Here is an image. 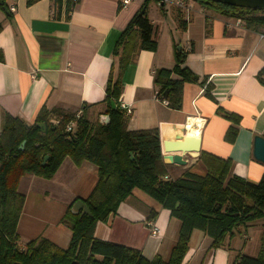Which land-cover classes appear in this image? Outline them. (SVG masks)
Returning a JSON list of instances; mask_svg holds the SVG:
<instances>
[{
    "label": "crops",
    "instance_id": "obj_1",
    "mask_svg": "<svg viewBox=\"0 0 264 264\" xmlns=\"http://www.w3.org/2000/svg\"><path fill=\"white\" fill-rule=\"evenodd\" d=\"M4 1L8 12L0 11V123L8 113L30 124L41 106L64 113L84 109L89 121H104L101 116L107 115L103 99L111 51L143 0H133L122 8L118 0H78L67 13L68 19L64 18V5L59 18L53 17L52 0L30 5L26 0ZM154 2L147 3L146 14L157 48L140 50L122 74L118 104L132 109L127 129L156 128L161 141L200 137L199 152L186 153L184 165L164 161L169 178L186 170L204 174L199 154L205 151L229 157L230 173L257 182L264 164L253 159L252 143L254 135H264V83L260 81H264V29H247L243 22L193 0H186L188 13ZM11 5L14 10L9 9ZM180 20L184 24L180 25ZM179 49L186 51L181 66L197 79L183 83L180 108L174 109L155 97L153 73L172 69ZM171 78L179 76L172 74ZM207 84L212 86L210 97L204 94ZM217 107L240 116L232 143L223 140L229 122L217 114ZM96 182L93 163L76 165L68 157L49 179L24 174L17 186L25 197L17 223L19 242L43 236L60 248L67 247L71 231L59 220L73 199L86 198ZM149 220L157 227L156 234L150 233ZM179 226L169 210L134 188L114 214L96 223L94 236L138 249L149 260L155 256L167 260ZM262 234V222L257 221L236 231L223 246L211 248V238L193 229L183 264H230L237 251L249 250L252 235L261 238ZM247 238L251 244L237 250L235 241Z\"/></svg>",
    "mask_w": 264,
    "mask_h": 264
},
{
    "label": "trees",
    "instance_id": "obj_2",
    "mask_svg": "<svg viewBox=\"0 0 264 264\" xmlns=\"http://www.w3.org/2000/svg\"><path fill=\"white\" fill-rule=\"evenodd\" d=\"M36 1L26 0V4ZM147 1L120 32L111 51L112 62L103 99L107 105V123L89 121L84 109L76 118V113L41 106L30 124L17 116L3 115L0 126V264H183L193 229L211 238V248H219L236 231L254 222L261 221L264 228V170L257 182H250L230 173L229 157L201 151L199 160L205 167L204 174L186 170L176 178H164L167 167L162 159L159 131L156 128L127 129L128 117L118 104L123 71L140 50L157 48L153 25L146 14ZM193 1L222 16L239 19L247 29H264V10L212 0ZM52 2L53 17L59 18L63 0ZM70 6L71 0H65V19H68ZM3 7L8 12L4 0L0 11ZM179 24L184 21L180 20ZM185 52L176 50L172 69H158L153 73L156 96L166 99L174 109L180 108L183 83L192 81L194 76L187 67L181 66ZM172 74L179 78H171ZM211 88L210 84L204 87L208 97ZM216 112L228 120L223 140L232 143L240 116L227 113L221 107H217ZM71 122V130H66ZM37 123H43L45 130L41 131ZM23 141L25 144L19 149ZM66 157L76 165L88 161L97 167V182L90 194L81 199L90 214L71 211L72 204L78 200L75 198L59 220L71 231L67 247L60 248L43 236L19 246L17 223L25 198L17 191L20 178L32 174L49 179ZM134 188L156 200L180 222L177 240L167 260L159 256L149 260L138 249L94 236L96 223L114 214ZM153 214L150 213L149 218ZM230 264H264V235L255 256L237 253Z\"/></svg>",
    "mask_w": 264,
    "mask_h": 264
},
{
    "label": "water",
    "instance_id": "obj_3",
    "mask_svg": "<svg viewBox=\"0 0 264 264\" xmlns=\"http://www.w3.org/2000/svg\"><path fill=\"white\" fill-rule=\"evenodd\" d=\"M214 2L226 4L234 7H243L250 9L264 10V0H212ZM3 3V0H0V5ZM3 11L7 12V9L3 7ZM142 11V10H141ZM193 79H197V76L194 75ZM111 108L115 107L113 102L110 103ZM104 123H107L109 117L108 115H102ZM37 127L41 131L45 130L43 123H37ZM25 141L21 143L19 149H22ZM252 156L253 159L264 164V135H254L252 143ZM200 150V137L197 135H187L184 137L183 141H171L163 139L161 141V154L163 161H166L168 164L184 165L185 159L183 156L188 152L198 153ZM47 157L44 158L42 164L45 163ZM71 211L75 214H90L89 209L85 203L78 199L71 206Z\"/></svg>",
    "mask_w": 264,
    "mask_h": 264
},
{
    "label": "built area",
    "instance_id": "obj_4",
    "mask_svg": "<svg viewBox=\"0 0 264 264\" xmlns=\"http://www.w3.org/2000/svg\"><path fill=\"white\" fill-rule=\"evenodd\" d=\"M78 0H71V6L69 8V11H72V8L73 6L76 4ZM133 0H118V5L120 8L122 7H125L127 6L129 3H131ZM157 2L160 4V5H173L175 6L176 8H179L181 9L182 11H184L185 13H188L189 12V9L190 7L188 6L186 0H157ZM62 5L65 6V0H63V3ZM10 10H14V6L11 5L9 7ZM68 11V12H69ZM236 22L237 23H241V21L239 19H236ZM155 97L158 98L155 94ZM160 101L164 104V105H168V101L166 99H160ZM119 107L120 109H122L124 111V113L128 116L132 113V109L130 106H127L125 105L124 103H121L119 102ZM81 114V111H78L76 114H75V117H79ZM72 125H73V122L71 123H68L66 125V130H71L72 128ZM164 178H169L167 175L164 176ZM148 226H149V230H150V233L151 234H156L157 233V227L153 224V222L151 220H149L147 222Z\"/></svg>",
    "mask_w": 264,
    "mask_h": 264
},
{
    "label": "rangeland",
    "instance_id": "obj_5",
    "mask_svg": "<svg viewBox=\"0 0 264 264\" xmlns=\"http://www.w3.org/2000/svg\"><path fill=\"white\" fill-rule=\"evenodd\" d=\"M144 1H145V0L142 1V4H143ZM154 1H155V0H148L147 3H156V2H154ZM175 48H176V47H175ZM1 125H2V122L0 123V126H1ZM254 235H255V234H254ZM254 235L251 236V238H252L251 241H252V242H251L248 238H247L248 240H239V241H235V242L238 244L237 250L240 251V250L242 249L243 246H248V245H250V244L252 243L248 251H246V249H242V252H243L244 254L249 255V256H255V255L257 254V251H258V248H259L260 238H259V235H258L256 238H253ZM243 238L246 239L245 236H243ZM250 242H251V243H250ZM18 245H19V246H22L23 243L20 241V242H18ZM242 252H241V253H242ZM237 253H238V251H237Z\"/></svg>",
    "mask_w": 264,
    "mask_h": 264
}]
</instances>
